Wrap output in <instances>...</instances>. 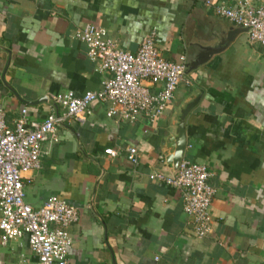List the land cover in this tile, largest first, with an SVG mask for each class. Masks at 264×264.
<instances>
[{
    "label": "crops",
    "instance_id": "crops-1",
    "mask_svg": "<svg viewBox=\"0 0 264 264\" xmlns=\"http://www.w3.org/2000/svg\"><path fill=\"white\" fill-rule=\"evenodd\" d=\"M86 24L105 28L129 52L155 32L163 58L185 56L190 82L179 83L155 119L109 116L108 102L93 101L83 121L64 117L57 140L42 143L39 167L22 174L24 199L39 207L57 195L77 207L68 264H264V46L206 0H0V107L8 124L23 108L28 121L60 115L53 94L101 87L109 73L73 35ZM191 101L182 159L205 164L216 190L202 237L179 190L149 178L172 172L162 149ZM130 146L136 165L126 157ZM21 259H36L26 237L0 245V264Z\"/></svg>",
    "mask_w": 264,
    "mask_h": 264
},
{
    "label": "built area",
    "instance_id": "built-area-1",
    "mask_svg": "<svg viewBox=\"0 0 264 264\" xmlns=\"http://www.w3.org/2000/svg\"><path fill=\"white\" fill-rule=\"evenodd\" d=\"M206 5L216 15L226 18L246 30L248 40L264 46V0H229ZM82 42L89 59L98 69L108 72L98 90L80 95L72 92L56 93L53 102L63 112L49 113L41 120L26 119L21 110L12 125L5 119L0 107V245L26 237L36 259H21L16 264H68L67 252L71 244L68 227L78 220L77 207L57 195H50L39 207L24 199L22 174L40 165L42 143L55 137V125L64 117L83 121L87 107L93 101L108 102L107 114L121 119L134 120L139 114L149 119L162 115L181 82L186 77L185 56L171 61L161 56L155 32L143 38L135 52L118 47L103 27L86 24L74 31ZM159 85L155 92L151 88ZM107 153L113 154L107 149ZM127 160L136 165L137 149L127 148ZM212 172L203 163L182 159L177 172L168 176L162 171L149 174L151 180L173 186L181 194L184 212L191 216L193 230L204 236L210 230V206L215 188L210 183Z\"/></svg>",
    "mask_w": 264,
    "mask_h": 264
},
{
    "label": "water",
    "instance_id": "water-1",
    "mask_svg": "<svg viewBox=\"0 0 264 264\" xmlns=\"http://www.w3.org/2000/svg\"><path fill=\"white\" fill-rule=\"evenodd\" d=\"M243 29V28H242ZM245 30V29H243ZM236 30H232L227 33L226 41L232 39V35ZM209 53L207 54H199L194 60L191 65L196 66L197 64H200L206 57H208ZM193 104V101L187 102L184 107L180 108V111L178 113L177 119H176V126L174 129V135L168 139V149H162L163 156L165 163L168 165H171L172 172L167 173L162 170L166 175L172 176L174 175L177 170L180 161L182 160L183 152L186 147V134H185V128H184V118L188 111L191 109V106ZM169 137V136H168ZM173 138V139H172Z\"/></svg>",
    "mask_w": 264,
    "mask_h": 264
}]
</instances>
